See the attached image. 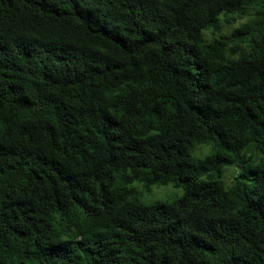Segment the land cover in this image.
<instances>
[{"label":"trees","instance_id":"1","mask_svg":"<svg viewBox=\"0 0 264 264\" xmlns=\"http://www.w3.org/2000/svg\"><path fill=\"white\" fill-rule=\"evenodd\" d=\"M0 264H264V0H0Z\"/></svg>","mask_w":264,"mask_h":264},{"label":"rangeland","instance_id":"2","mask_svg":"<svg viewBox=\"0 0 264 264\" xmlns=\"http://www.w3.org/2000/svg\"><path fill=\"white\" fill-rule=\"evenodd\" d=\"M238 20L234 23L233 26L238 25ZM207 148L201 147L196 151V154L203 156L207 153ZM236 173L235 168H228L225 172L224 181L226 185H229L232 181L234 174ZM131 187L135 188L138 192V198L141 203L146 206L160 205L170 203L178 197H181L183 190L180 187H176L173 184L167 185H154L149 190H145L144 187L137 182H134Z\"/></svg>","mask_w":264,"mask_h":264}]
</instances>
